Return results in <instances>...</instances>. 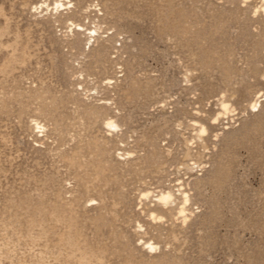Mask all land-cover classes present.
<instances>
[{
	"label": "rangeland",
	"instance_id": "374dc122",
	"mask_svg": "<svg viewBox=\"0 0 264 264\" xmlns=\"http://www.w3.org/2000/svg\"><path fill=\"white\" fill-rule=\"evenodd\" d=\"M0 264H264V0H0Z\"/></svg>",
	"mask_w": 264,
	"mask_h": 264
},
{
	"label": "bare ground",
	"instance_id": "6f19581e",
	"mask_svg": "<svg viewBox=\"0 0 264 264\" xmlns=\"http://www.w3.org/2000/svg\"><path fill=\"white\" fill-rule=\"evenodd\" d=\"M197 133H198V137H197V138H200V135H201V133H202V128L199 129ZM167 200H168V197H167L166 195H165V196H161L160 201H161L162 203L167 202ZM184 202H185V199H183L182 204H183Z\"/></svg>",
	"mask_w": 264,
	"mask_h": 264
}]
</instances>
